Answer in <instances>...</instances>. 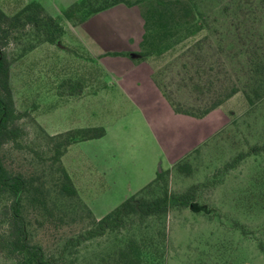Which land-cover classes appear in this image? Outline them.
Returning <instances> with one entry per match:
<instances>
[{
    "label": "rangeland",
    "instance_id": "rangeland-1",
    "mask_svg": "<svg viewBox=\"0 0 264 264\" xmlns=\"http://www.w3.org/2000/svg\"><path fill=\"white\" fill-rule=\"evenodd\" d=\"M30 1L63 28L49 43L27 24L6 48L14 104L25 115L19 121L22 148L6 144L1 153L9 170L42 187L38 199L27 194L23 200L31 239L46 253L61 254L63 264H123L118 251L130 237L139 243L141 264H264V150L225 167L239 152L264 144V103L250 107L238 92L196 117L174 112L161 91L138 100L139 88L125 90L116 78L117 69L150 72L180 108L198 107L203 96L194 70L204 64L206 50L212 90L224 71L232 78L243 71L244 49L264 53V0H184L201 30L182 27L171 47L151 56L142 55L141 42L154 0H125L84 20V10L65 14L80 0H0V8L12 15ZM94 126L108 133L75 141L61 156L77 190L76 197L65 196L48 135ZM181 161L191 165V174L176 171ZM166 169L173 194L196 184L195 194L173 200L164 215L133 216L122 229L78 240L90 226L88 210L100 218ZM157 192L153 187L143 194ZM0 264H14L1 246Z\"/></svg>",
    "mask_w": 264,
    "mask_h": 264
},
{
    "label": "trees",
    "instance_id": "trees-1",
    "mask_svg": "<svg viewBox=\"0 0 264 264\" xmlns=\"http://www.w3.org/2000/svg\"><path fill=\"white\" fill-rule=\"evenodd\" d=\"M126 2L125 0H80L70 5L65 14L72 11H83L81 20L89 15L100 12L110 6ZM156 8L152 11L155 15H145L146 32L142 37V55L151 56L162 54L171 47L170 38L179 32V29L195 28L201 30V21L197 19L196 12L184 0H154ZM151 18V19H150ZM150 20L154 21L150 26ZM29 24L39 31L43 39L49 43L58 41L59 34L63 32L60 23L36 1L23 5L14 14L8 15L0 8V246L5 254L13 260L14 264H63V256L46 253L42 244L31 239L28 230V221L22 212L23 200L27 194H32L35 199L42 194V187L35 185L31 178L21 172L9 170L2 158L4 145L11 144L15 148H22L20 139L23 128L20 119L25 115L17 111L12 89L10 86V59L7 54V45L15 30ZM151 28L154 30L151 31ZM193 30V32H194ZM163 44V45H162ZM166 44V45H165ZM205 51L203 65H197V77L201 82L202 101L198 107L180 108L179 103L173 102L167 94L163 84L153 77L154 83L170 102L174 112L201 117L213 110L226 99L241 92L249 106L264 103V53L261 47H248L242 53L244 68L236 77L232 78L228 71H224L222 81L218 88L212 90L213 62ZM191 57V58H190ZM192 62V55L186 60ZM192 66L190 67V70ZM189 72V69H187ZM217 75V74H216ZM227 76V77H226ZM225 81V82H224ZM105 134L102 126L83 127L70 129L64 132L48 135L51 141V159L56 164L59 173V191L68 197H76L77 190L73 181L61 163V156L67 146L78 140L100 138ZM264 150L263 145H252L248 151L239 152L227 165L233 167L236 162L249 154ZM175 169L179 173L189 175L192 167L187 161L177 162ZM169 169L158 171L155 177L144 185L139 191L130 194L117 206L100 218H96L88 210L90 226L78 237V240H87L101 236L107 231H115L129 224L133 216L145 218L166 214L172 206V201L177 203L191 198L197 185H191L181 195L176 196L168 187L166 175ZM153 187L158 188L154 195L146 196L143 193ZM118 258L123 264H141L142 252L138 241L134 237L128 238L118 251Z\"/></svg>",
    "mask_w": 264,
    "mask_h": 264
},
{
    "label": "crops",
    "instance_id": "crops-1",
    "mask_svg": "<svg viewBox=\"0 0 264 264\" xmlns=\"http://www.w3.org/2000/svg\"><path fill=\"white\" fill-rule=\"evenodd\" d=\"M89 22L90 21L86 20L83 23L79 24L78 25V29L86 27V25L89 24ZM85 36L89 37L88 34H86ZM94 36H95V33L93 34V37ZM101 36L102 35H100V34L97 35L98 38H100ZM116 72L118 73V76L121 77V78H118V77H116V78L119 80L120 86L122 88H124L125 90H134L137 87L139 88L138 89L139 90V95H136L138 100L147 101V96L148 95H150L151 93L156 94L157 92L160 91L158 89V87L156 86V84L154 83V81L152 80V76H151L152 73L150 74V72H147V71H144V70H131L130 71L128 69H117ZM107 133H108V130H105V134L102 137H100V138L105 137V135ZM100 138L88 139L86 141H90V140H94V139H100ZM65 167H66L67 172L70 174V177L73 180V177L71 175L72 173H71L70 169L67 166H65ZM115 171L117 172L118 179H121L122 174L119 175L120 172L118 173V171H119L118 169H116ZM155 174H156V172H155ZM155 174H154L153 177L149 178V180H146V182L141 184L140 187H142L143 185H145L146 183L151 181L155 177ZM100 180L103 181V182H106L105 178L104 179L100 178ZM110 180H113V179L111 178Z\"/></svg>",
    "mask_w": 264,
    "mask_h": 264
}]
</instances>
